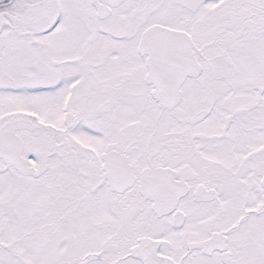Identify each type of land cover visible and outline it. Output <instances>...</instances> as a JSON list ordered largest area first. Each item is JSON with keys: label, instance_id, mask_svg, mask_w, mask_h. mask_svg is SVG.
I'll return each mask as SVG.
<instances>
[{"label": "snow or ice", "instance_id": "snow-or-ice-1", "mask_svg": "<svg viewBox=\"0 0 264 264\" xmlns=\"http://www.w3.org/2000/svg\"><path fill=\"white\" fill-rule=\"evenodd\" d=\"M0 264H264V0H0Z\"/></svg>", "mask_w": 264, "mask_h": 264}]
</instances>
